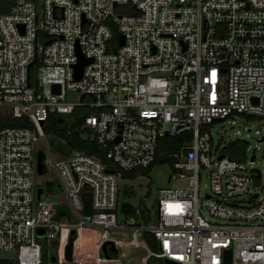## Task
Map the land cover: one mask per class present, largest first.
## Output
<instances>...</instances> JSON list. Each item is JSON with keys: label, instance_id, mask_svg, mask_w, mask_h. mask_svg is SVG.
Segmentation results:
<instances>
[{"label": "built area", "instance_id": "built-area-1", "mask_svg": "<svg viewBox=\"0 0 264 264\" xmlns=\"http://www.w3.org/2000/svg\"><path fill=\"white\" fill-rule=\"evenodd\" d=\"M79 53L92 61L81 79ZM52 116L68 129L83 117L76 130L107 162L66 149L57 160ZM239 116L264 118V0H0V117L30 122L0 127V250L15 264H226L228 250L231 264H264V163L218 155L209 128ZM185 133L164 154L184 187L159 191L155 220L132 206L119 221L121 182L145 177L162 138ZM40 154L68 203L43 198L54 191L37 180Z\"/></svg>", "mask_w": 264, "mask_h": 264}, {"label": "rangeland", "instance_id": "rangeland-1", "mask_svg": "<svg viewBox=\"0 0 264 264\" xmlns=\"http://www.w3.org/2000/svg\"><path fill=\"white\" fill-rule=\"evenodd\" d=\"M78 94L74 92H69V99L73 100L74 102L78 101ZM52 119V118H51ZM51 119L44 125L43 129L46 133H54V126L51 122ZM56 119H58L56 117ZM74 122L76 119L73 117H69V119ZM210 130L212 131L214 140H215V147L218 149V155L220 154H227L231 155L232 150L229 149V145L233 143H240L246 146L247 153L245 160L250 161L251 165L256 166L259 170H261V164L264 163V143H259L258 140L261 139L264 135V118L260 117H244L239 116L235 119V123L233 120L221 121L216 122L209 126ZM249 129H252V132H249ZM260 132L257 134V132ZM55 134V133H54ZM57 138V137H56ZM62 139L57 138L56 144H52L50 142L51 151L54 154L57 160L61 158V151L62 149H66L64 142L61 141ZM63 145V147L59 148ZM44 150L47 152L46 147L42 146ZM175 173L173 166L169 162L163 163H156L152 170L150 171L149 175H145L142 173L143 178L138 177L136 180H131L127 182H121L122 186V195L120 197V202H128L134 208H143L149 209L152 213L153 220L156 219V205L158 202L159 191L164 188L170 187H184V183L182 181H171L170 177ZM37 180L44 184L45 181L54 184L50 190L54 191L50 194L44 193L43 198L47 199L48 197L54 202H62L68 203L65 194L63 193V189L58 186V175L57 172L48 166V171L43 176H37ZM208 184V180L206 178L203 179L201 185V193L204 196L208 193V188L206 187ZM129 185V186H124ZM93 193L91 190H86L83 193V202L86 206L87 202L91 200L92 202ZM119 221L125 220V216L122 214L121 208L117 212ZM84 217L88 220L91 219L92 213L90 214L84 211ZM90 236L89 232L85 231L83 236V246L84 250L86 247V238ZM94 240L97 239V235L95 233ZM152 249L154 251L159 250V245L156 241L152 243ZM139 253L140 257L144 255L143 251H137L136 254ZM134 255H130L124 257L121 261V264H139V261L134 259ZM163 264H166L165 259H159ZM16 255L9 252H4L0 250V264H4L5 262H15Z\"/></svg>", "mask_w": 264, "mask_h": 264}, {"label": "trees", "instance_id": "trees-1", "mask_svg": "<svg viewBox=\"0 0 264 264\" xmlns=\"http://www.w3.org/2000/svg\"><path fill=\"white\" fill-rule=\"evenodd\" d=\"M80 117V116H79ZM52 118V119H51ZM51 122L54 126V133H47V134H54L56 136H58L59 138H61L62 140L65 141V146L67 148V150L69 151H80V152H85L87 154L90 155H96L99 156L100 158H102L104 160V162H107V158L105 156V154L99 150L98 146L85 140L83 138V134L81 131H77L76 128L80 127V125L83 123L84 118L80 117L78 118V122L75 123L73 125V127L71 129H68V127L65 124H60V118L56 119L55 116H52ZM49 119V120H50ZM5 126H12V127H16V126H30V122L27 118H22V119H11V118H5L4 120L1 119L0 117V127H5ZM191 138L189 133H185L182 134L174 139L171 138H162L161 142H160V155L158 157V160L156 163H163V162H167L166 158H165V153L168 150H178L182 144L186 141L189 140ZM63 147V145L61 144V146L59 148ZM229 149L232 150L231 153V158L236 159V160H244L246 157V153H247V149L246 146L240 143H233L230 144ZM154 167V165L144 171L143 173L145 175H149L150 171L152 170V168ZM125 178H135V176L133 175H124ZM52 186H54V184H52ZM51 186V187H52ZM58 186L60 187V184L58 183ZM50 187V189H51ZM52 191V190H51ZM68 213V209L67 207H63L61 210V213ZM147 239L149 241L150 246L152 247V243L154 241L153 237L147 235ZM160 258H156V257H151L148 261V264H163L160 260ZM4 264H15V262H5Z\"/></svg>", "mask_w": 264, "mask_h": 264}, {"label": "water", "instance_id": "water-1", "mask_svg": "<svg viewBox=\"0 0 264 264\" xmlns=\"http://www.w3.org/2000/svg\"><path fill=\"white\" fill-rule=\"evenodd\" d=\"M50 44V43H48ZM121 45H124V38H122V41H121ZM80 63L77 65L76 67V78L77 79H81L82 78V75H83V70L84 68L89 64L91 63L92 61L91 60H87L85 59L80 53ZM54 91L55 92H59V86H55L54 87ZM60 124H63L64 123V119H61ZM41 125H43V122H41ZM249 132H252V129H249ZM51 143L54 144L56 142V139L55 138H51ZM259 143H263L264 142V137L259 139L258 140ZM223 157H221L220 159H222ZM37 167H38V174L43 176L45 175V167H44V164H43V156L42 154H40L38 156V164H37ZM44 192V189H39L38 190V198L41 199V196H42V193ZM131 203H128V202H124L122 204V212L125 213V214H128L130 213V210H131ZM86 211L90 214V212L92 211V202L91 200L89 202H87L86 204ZM73 234H75L73 232ZM43 232L40 233V236H43ZM75 236H72L70 238V241H69V244L66 248V257L69 261H72L73 259V249H74V241H75ZM105 251L107 250V246H105ZM56 259L54 258L53 259V262H55ZM231 261H232V251L231 250H228L226 252V264H231ZM166 264H181V263H176V262H173V261H170V260H165Z\"/></svg>", "mask_w": 264, "mask_h": 264}, {"label": "flooded vegetation", "instance_id": "flooded-vegetation-1", "mask_svg": "<svg viewBox=\"0 0 264 264\" xmlns=\"http://www.w3.org/2000/svg\"><path fill=\"white\" fill-rule=\"evenodd\" d=\"M44 186L50 188L52 186V183L45 181Z\"/></svg>", "mask_w": 264, "mask_h": 264}]
</instances>
